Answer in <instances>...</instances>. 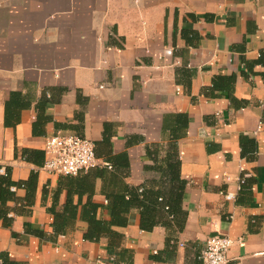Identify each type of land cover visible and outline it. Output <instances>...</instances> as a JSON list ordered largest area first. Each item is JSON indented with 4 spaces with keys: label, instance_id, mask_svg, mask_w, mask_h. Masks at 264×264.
Here are the masks:
<instances>
[{
    "label": "crops",
    "instance_id": "0c3cea01",
    "mask_svg": "<svg viewBox=\"0 0 264 264\" xmlns=\"http://www.w3.org/2000/svg\"><path fill=\"white\" fill-rule=\"evenodd\" d=\"M53 134L94 141L113 183L159 192L164 217L143 228L132 207L112 247L85 239L82 220L55 236L67 192L42 169ZM6 172L37 173L33 204L23 212L26 189L12 186L13 220H0L7 264H202L223 234L227 264H264V0H0ZM107 181L92 200L109 219Z\"/></svg>",
    "mask_w": 264,
    "mask_h": 264
},
{
    "label": "trees",
    "instance_id": "16d2710c",
    "mask_svg": "<svg viewBox=\"0 0 264 264\" xmlns=\"http://www.w3.org/2000/svg\"><path fill=\"white\" fill-rule=\"evenodd\" d=\"M216 78L214 80V89H220L223 87L219 84ZM31 152H28L30 154ZM108 166L97 167L87 172L80 173L76 176H65L61 179L62 184L67 192L66 201L63 204L61 210L52 208L51 211L54 215V222L52 224L53 232L55 236L59 234H66L73 229L78 220L85 221L88 224V229L84 234L85 239L90 241H99L102 238H107L109 244L112 247L117 245L122 239L123 235L115 227L126 226L129 222L128 212L132 207H141V226L143 228H150L154 226L159 219L164 217V213L161 215H154V208L157 207L160 200L159 192H154L153 189L145 188H131L129 189L123 183H113L116 174L108 172ZM104 179L108 183L109 191H105L108 200V206L111 209L110 218H104L98 215V209L104 207L102 204L92 200V195L95 190V179ZM37 180V173L33 172L30 178L26 181L14 182L9 173H0V220L11 222L12 217L9 216L10 207L7 206V202L11 199H18L16 196L17 188L26 189L27 202L22 204L24 207L23 212L27 211V207L31 206L34 202V190ZM15 187V190L12 189ZM113 186V187H112ZM117 187V188H116ZM112 190V191H110ZM60 189L56 190L55 202ZM129 193V197L126 195ZM75 195L79 197L88 195V200L85 203L74 202ZM167 215L172 214V208L170 205L165 207ZM19 211V209H18ZM20 211H22L20 209ZM162 211V210H161ZM174 216V215H173ZM30 226L27 230L30 231ZM53 238V237H52ZM0 264H7L5 256L0 257Z\"/></svg>",
    "mask_w": 264,
    "mask_h": 264
},
{
    "label": "built area",
    "instance_id": "2783aa9c",
    "mask_svg": "<svg viewBox=\"0 0 264 264\" xmlns=\"http://www.w3.org/2000/svg\"><path fill=\"white\" fill-rule=\"evenodd\" d=\"M44 151L46 158L42 169L51 175L76 176L97 167H111L108 162L98 158L94 141L77 134L46 136ZM244 181L242 177L240 182ZM227 197L232 198L233 194ZM234 243L235 240L229 235L209 236L199 256L202 264H227Z\"/></svg>",
    "mask_w": 264,
    "mask_h": 264
}]
</instances>
